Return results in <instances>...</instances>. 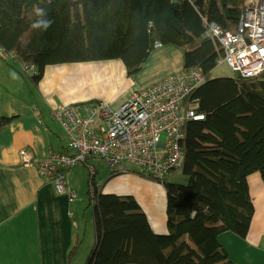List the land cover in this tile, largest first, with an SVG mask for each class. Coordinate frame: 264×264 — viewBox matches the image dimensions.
Segmentation results:
<instances>
[{
    "label": "trees",
    "instance_id": "obj_1",
    "mask_svg": "<svg viewBox=\"0 0 264 264\" xmlns=\"http://www.w3.org/2000/svg\"><path fill=\"white\" fill-rule=\"evenodd\" d=\"M244 3L0 0V47L36 66V84L47 67L76 62L119 59L134 75L156 41L181 48L185 69L201 67L206 75L190 95L205 118L186 125L182 171L188 182L169 176L162 182L168 233L154 231L135 197L98 192L89 198L96 240L85 264H233L219 236H247L255 212L248 177L260 173L264 181V72L212 78L223 48L203 33L206 21L236 31ZM12 119L0 116V130ZM83 241L69 248L67 264Z\"/></svg>",
    "mask_w": 264,
    "mask_h": 264
},
{
    "label": "crops",
    "instance_id": "obj_2",
    "mask_svg": "<svg viewBox=\"0 0 264 264\" xmlns=\"http://www.w3.org/2000/svg\"><path fill=\"white\" fill-rule=\"evenodd\" d=\"M161 44L158 48L154 46L142 69L134 75L128 74L121 60H113L117 62L113 67H109L110 60H101L107 62L102 65L103 74L111 70L113 79L109 84L116 87L123 83L127 87L124 96L104 99L78 91V82L88 77L100 80L88 70L93 61L47 67L43 79L35 83L37 95L32 91L26 95L13 71L18 69L14 63L21 68L22 60L13 52L1 51V47L0 116L13 119L0 130V264H67L68 250L79 238L75 211L82 213V205L89 204V172L85 165H80L69 175V184L79 195L76 202L57 194L52 183L39 173L34 160L45 159L51 152L67 147L66 132L52 117V110L93 99L113 102V107H119L134 92L184 70V51L172 44ZM24 149L33 156V165L23 163L20 152ZM92 163L102 193L135 197L154 231L168 233L167 193L163 184L132 165L127 173L112 174L105 169L104 162ZM248 182L255 208L250 230L245 238L226 231L219 240L233 264H264V181L260 173H254Z\"/></svg>",
    "mask_w": 264,
    "mask_h": 264
},
{
    "label": "built area",
    "instance_id": "obj_3",
    "mask_svg": "<svg viewBox=\"0 0 264 264\" xmlns=\"http://www.w3.org/2000/svg\"><path fill=\"white\" fill-rule=\"evenodd\" d=\"M203 37L219 41L223 55L217 63H226L235 76L261 75L264 72V0H246L236 31L224 30L217 22L206 21ZM161 45L159 41L154 44L155 48ZM21 62L27 76L37 74L35 65ZM205 80L201 67L189 68L134 92L119 107L93 99L54 108L52 117L65 130L70 153L51 152L45 159L34 160L39 173L52 183L57 194L66 195L70 202L78 199V193L70 186L69 175L80 165L89 171V198L95 199L101 192L92 160L103 161L112 174L127 173L129 165H136L162 184L172 172L184 166L187 122L205 118L197 111L198 101L190 98ZM163 131L167 133L164 141ZM20 154L25 165H33L29 151L24 149Z\"/></svg>",
    "mask_w": 264,
    "mask_h": 264
},
{
    "label": "rangeland",
    "instance_id": "obj_4",
    "mask_svg": "<svg viewBox=\"0 0 264 264\" xmlns=\"http://www.w3.org/2000/svg\"><path fill=\"white\" fill-rule=\"evenodd\" d=\"M117 60L120 61L119 59H111L110 60V66L113 67L115 63H117ZM93 66L89 67L88 70L92 71V76H98L100 77L99 79H96L94 77L90 79L88 77V80H84L82 82H78V91L80 93H83L84 95H92L95 96V98H108L110 96H124L127 92L126 89L127 87L125 84L120 83L116 87L112 83L109 84V81L113 79L112 76H110V69L108 70L107 74H103L102 72V65L107 64V62H100V61H93ZM15 66H18L16 68H13V71L16 72L18 76V83L20 84V88L23 89L25 94L27 95L31 91L36 94V86L34 81L31 79V77L27 76L19 67V64L17 65L14 63ZM235 76L234 72L229 68V66L224 63V64H217V67L213 70L211 73L212 78L216 77H233ZM86 78V76H85ZM82 102V101H81ZM114 105V103H111ZM64 130V129H63ZM167 133L163 131L161 133V139L164 141L166 140ZM101 161V160H100ZM103 162V161H101ZM138 169H140L136 165H132ZM108 167V166H107ZM105 166V169L109 171V167L107 168ZM88 171V170H87ZM89 172V171H88ZM173 174V175H172ZM172 175V176H171ZM89 178V173L87 176V179ZM97 179V178H96ZM169 181L173 182H179V183H187L188 182V176H186L182 170L174 171L172 172L169 177ZM77 191V190H76ZM78 193V192H77ZM79 200V195L78 199ZM76 200V201H77ZM74 201V202H76ZM83 212L79 213V211L76 209L75 211V222H76V236H78L80 239H84L79 254L73 264H85L93 246L96 240V234H95V229H94V224H93V208L88 207L86 203L83 205ZM86 208V210H85ZM85 211H87L85 213Z\"/></svg>",
    "mask_w": 264,
    "mask_h": 264
},
{
    "label": "clouds",
    "instance_id": "obj_5",
    "mask_svg": "<svg viewBox=\"0 0 264 264\" xmlns=\"http://www.w3.org/2000/svg\"><path fill=\"white\" fill-rule=\"evenodd\" d=\"M39 26H40L39 23L34 25V27H39ZM43 26L46 28L48 26V23L47 22H43Z\"/></svg>",
    "mask_w": 264,
    "mask_h": 264
},
{
    "label": "water",
    "instance_id": "obj_6",
    "mask_svg": "<svg viewBox=\"0 0 264 264\" xmlns=\"http://www.w3.org/2000/svg\"><path fill=\"white\" fill-rule=\"evenodd\" d=\"M174 2H177V0H174Z\"/></svg>",
    "mask_w": 264,
    "mask_h": 264
}]
</instances>
